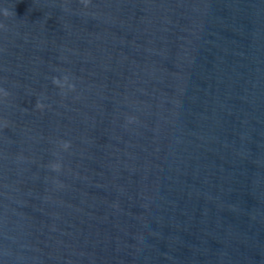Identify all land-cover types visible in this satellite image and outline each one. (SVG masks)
<instances>
[{
  "label": "water",
  "instance_id": "95a60500",
  "mask_svg": "<svg viewBox=\"0 0 264 264\" xmlns=\"http://www.w3.org/2000/svg\"><path fill=\"white\" fill-rule=\"evenodd\" d=\"M17 3L144 264H264V0Z\"/></svg>",
  "mask_w": 264,
  "mask_h": 264
},
{
  "label": "clouds",
  "instance_id": "9594fccd",
  "mask_svg": "<svg viewBox=\"0 0 264 264\" xmlns=\"http://www.w3.org/2000/svg\"><path fill=\"white\" fill-rule=\"evenodd\" d=\"M82 2L85 4V6H87V4H88V0H82ZM4 15H5V16H8V15H9V13H8L7 10H5ZM66 79H67V78H65V80H66ZM53 83L56 84V85H58V86H61V81H60L59 79L53 78ZM4 94L7 95V93H4ZM36 107H37V108H42L43 105H42L41 103L38 102L37 105H36ZM62 147H63L65 150H67V149L70 147V143H69V142H63ZM53 168H54V170H58V169H59V165H58V164L53 165Z\"/></svg>",
  "mask_w": 264,
  "mask_h": 264
}]
</instances>
